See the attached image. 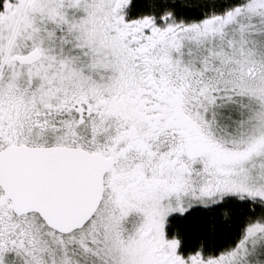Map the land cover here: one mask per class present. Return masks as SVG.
Masks as SVG:
<instances>
[{
	"label": "snow or ice",
	"instance_id": "6c2138e0",
	"mask_svg": "<svg viewBox=\"0 0 264 264\" xmlns=\"http://www.w3.org/2000/svg\"><path fill=\"white\" fill-rule=\"evenodd\" d=\"M205 2L0 0V264H264V0Z\"/></svg>",
	"mask_w": 264,
	"mask_h": 264
},
{
	"label": "trees",
	"instance_id": "16d2710c",
	"mask_svg": "<svg viewBox=\"0 0 264 264\" xmlns=\"http://www.w3.org/2000/svg\"><path fill=\"white\" fill-rule=\"evenodd\" d=\"M209 5L205 0H129L124 12L127 19L136 18L143 14H154L160 20V14L165 8L173 10V15L179 19L199 18ZM212 220L209 221V216ZM209 223H215V231H210ZM223 227L219 209H204L194 206L184 215L171 214L167 218L166 235H176L180 239L178 251L185 252L194 249L203 240L205 247L210 242H220L218 233Z\"/></svg>",
	"mask_w": 264,
	"mask_h": 264
},
{
	"label": "flooded vegetation",
	"instance_id": "af4514ba",
	"mask_svg": "<svg viewBox=\"0 0 264 264\" xmlns=\"http://www.w3.org/2000/svg\"><path fill=\"white\" fill-rule=\"evenodd\" d=\"M125 8H126V7H125ZM124 10H125V9H124ZM125 18H126V17H125ZM126 19H127V18H126ZM132 19H133V18H132ZM156 22H157V23H161V21H160V20H156Z\"/></svg>",
	"mask_w": 264,
	"mask_h": 264
},
{
	"label": "rangeland",
	"instance_id": "374dc122",
	"mask_svg": "<svg viewBox=\"0 0 264 264\" xmlns=\"http://www.w3.org/2000/svg\"><path fill=\"white\" fill-rule=\"evenodd\" d=\"M194 207V206H193ZM174 214V213H173Z\"/></svg>",
	"mask_w": 264,
	"mask_h": 264
}]
</instances>
